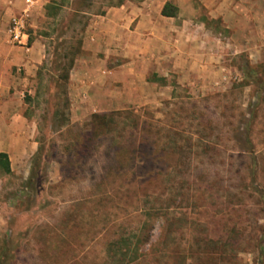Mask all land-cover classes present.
Wrapping results in <instances>:
<instances>
[{"label": "rangeland", "instance_id": "1", "mask_svg": "<svg viewBox=\"0 0 264 264\" xmlns=\"http://www.w3.org/2000/svg\"><path fill=\"white\" fill-rule=\"evenodd\" d=\"M83 1L44 0L26 30L45 50L18 71L38 151L0 179V264H264V0L209 23L214 68L153 73L145 102L94 113L65 76L120 0Z\"/></svg>", "mask_w": 264, "mask_h": 264}, {"label": "crops", "instance_id": "2", "mask_svg": "<svg viewBox=\"0 0 264 264\" xmlns=\"http://www.w3.org/2000/svg\"><path fill=\"white\" fill-rule=\"evenodd\" d=\"M242 1L127 0L93 15L68 71L71 103H84L82 108L92 113L105 112L116 104L145 102L153 73L164 78L168 72L190 75L198 66L214 68L212 62L218 59L204 50L203 37L212 33L208 27L212 21L221 20L227 28ZM39 2L0 0V153L7 155L10 167L0 179L23 171L22 164L38 151L18 92L27 80L18 71L34 77L43 65L44 45L27 31L26 40L13 43L7 29L12 18L21 15L27 16L26 30L33 28L44 5V0ZM167 3L175 9L172 16L162 15Z\"/></svg>", "mask_w": 264, "mask_h": 264}, {"label": "trees", "instance_id": "3", "mask_svg": "<svg viewBox=\"0 0 264 264\" xmlns=\"http://www.w3.org/2000/svg\"><path fill=\"white\" fill-rule=\"evenodd\" d=\"M54 3V2H51V4ZM76 3L78 5V8H76L75 10L77 12H83V9H84V1L83 0H76ZM124 3V0H120L118 1L116 4H110L109 7H113V6H120ZM48 5L46 6V9H48ZM104 12H101V14H103ZM175 14V9L174 7L167 3L165 4L163 10H162V15L163 16H172ZM72 63H73V57L69 63V66H68V69H67V72H66V76H65V79L67 81L68 79V71L69 69L71 68L72 66ZM0 173L1 174H9L10 173V167H9V160H8V157L6 154L4 153H0Z\"/></svg>", "mask_w": 264, "mask_h": 264}, {"label": "built area", "instance_id": "4", "mask_svg": "<svg viewBox=\"0 0 264 264\" xmlns=\"http://www.w3.org/2000/svg\"><path fill=\"white\" fill-rule=\"evenodd\" d=\"M26 17V15H21L20 17L12 18L7 32L13 43L20 44L22 40L27 39L28 34L26 32Z\"/></svg>", "mask_w": 264, "mask_h": 264}]
</instances>
